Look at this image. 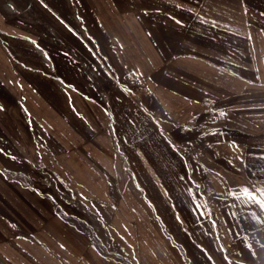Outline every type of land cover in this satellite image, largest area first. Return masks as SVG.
I'll return each mask as SVG.
<instances>
[{
	"label": "crops",
	"instance_id": "0c3cea01",
	"mask_svg": "<svg viewBox=\"0 0 264 264\" xmlns=\"http://www.w3.org/2000/svg\"><path fill=\"white\" fill-rule=\"evenodd\" d=\"M259 201L264 0H0V264H264Z\"/></svg>",
	"mask_w": 264,
	"mask_h": 264
},
{
	"label": "snow or ice",
	"instance_id": "6c2138e0",
	"mask_svg": "<svg viewBox=\"0 0 264 264\" xmlns=\"http://www.w3.org/2000/svg\"><path fill=\"white\" fill-rule=\"evenodd\" d=\"M33 43H35V42L33 41ZM220 115L223 116V115H225V113L221 112ZM244 191L247 192V189H245ZM259 203H260L261 208H264V201H259ZM177 218L179 219V217H177Z\"/></svg>",
	"mask_w": 264,
	"mask_h": 264
}]
</instances>
